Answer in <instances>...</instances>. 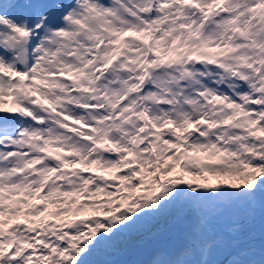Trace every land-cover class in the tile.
<instances>
[{
    "label": "snow or ice",
    "instance_id": "snow-or-ice-1",
    "mask_svg": "<svg viewBox=\"0 0 264 264\" xmlns=\"http://www.w3.org/2000/svg\"><path fill=\"white\" fill-rule=\"evenodd\" d=\"M0 264H264V0H0Z\"/></svg>",
    "mask_w": 264,
    "mask_h": 264
},
{
    "label": "rangeland",
    "instance_id": "rangeland-1",
    "mask_svg": "<svg viewBox=\"0 0 264 264\" xmlns=\"http://www.w3.org/2000/svg\"><path fill=\"white\" fill-rule=\"evenodd\" d=\"M163 240V238L161 237V238H157V242H161ZM149 251V250H148ZM148 251H145V253H147ZM130 259H132V258H135V255L133 254V256H130L129 257Z\"/></svg>",
    "mask_w": 264,
    "mask_h": 264
}]
</instances>
